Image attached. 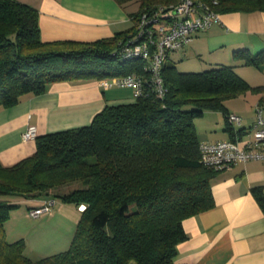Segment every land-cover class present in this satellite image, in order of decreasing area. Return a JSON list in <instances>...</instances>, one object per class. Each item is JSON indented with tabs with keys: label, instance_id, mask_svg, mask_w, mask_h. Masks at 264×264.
<instances>
[{
	"label": "trees",
	"instance_id": "1",
	"mask_svg": "<svg viewBox=\"0 0 264 264\" xmlns=\"http://www.w3.org/2000/svg\"><path fill=\"white\" fill-rule=\"evenodd\" d=\"M216 1L217 12L264 9V0ZM177 2L141 0L134 24L112 37L45 42L36 9L0 0V106L26 93H43L57 81L80 83L133 72L148 78L140 60L120 59L119 50L143 12ZM234 56L264 69V49H241ZM160 72L166 88L162 97L146 83L142 96L105 105L87 125L37 135L31 155L11 165L0 162V264H180L177 245L187 238L182 221L213 206L211 179L218 172L199 161L195 119L216 110L228 122L224 101L252 87L231 65L178 71L167 59ZM73 182L78 186L49 192ZM252 191L264 211V192L260 187ZM41 197L84 208L68 248L32 260L22 239L6 240L4 223L18 198Z\"/></svg>",
	"mask_w": 264,
	"mask_h": 264
},
{
	"label": "crops",
	"instance_id": "2",
	"mask_svg": "<svg viewBox=\"0 0 264 264\" xmlns=\"http://www.w3.org/2000/svg\"><path fill=\"white\" fill-rule=\"evenodd\" d=\"M18 1L37 10L40 38L45 42H91L112 37L134 24L133 15L141 3V0ZM241 49L251 53L264 49V9L249 6L220 11L217 21L207 30L195 34L177 56L168 58L177 70L179 65L193 68L182 71L231 65L252 87L224 101L229 113L241 117L239 124L227 122L224 114L216 110H206L195 119L199 142L231 139L228 125L234 138H248L255 120L256 104L264 116V69L245 64L235 57L234 52ZM99 81L52 82L43 93H26L14 104L0 106V162L11 165L35 151V139H22L28 126L36 127L37 136L87 125L105 105L134 99L131 88H103ZM209 118L213 121H208ZM240 129L242 133L236 134ZM253 187H260L264 192L262 160L238 162L216 172L211 179L214 204L183 219L187 238L177 245L175 262L264 264V211L253 194ZM45 198H29L33 204L27 209L40 205ZM58 203L46 215L49 220L58 214L57 217L68 216L70 223L76 224L80 215L77 206L69 202ZM6 240L12 242L8 237Z\"/></svg>",
	"mask_w": 264,
	"mask_h": 264
},
{
	"label": "built area",
	"instance_id": "3",
	"mask_svg": "<svg viewBox=\"0 0 264 264\" xmlns=\"http://www.w3.org/2000/svg\"><path fill=\"white\" fill-rule=\"evenodd\" d=\"M216 0L210 3L200 0H178L177 3L160 4L152 12H143L136 21L135 32L119 50L120 59L140 60L145 78L140 73L100 79L103 88L128 87L137 98L145 94L148 83L152 92L162 97L166 91L161 77V68L172 51L182 50L193 36L207 30L218 20L219 12L214 9ZM229 123L241 122L234 113L227 116ZM36 127L28 126L22 133L23 140L36 137ZM250 137L199 142L200 163L214 170H222L250 159L264 161V116L258 104L255 106V120L249 130ZM55 197H48L40 205L27 209V215L39 217L49 214L56 204ZM84 205H79L82 210Z\"/></svg>",
	"mask_w": 264,
	"mask_h": 264
},
{
	"label": "rangeland",
	"instance_id": "4",
	"mask_svg": "<svg viewBox=\"0 0 264 264\" xmlns=\"http://www.w3.org/2000/svg\"><path fill=\"white\" fill-rule=\"evenodd\" d=\"M180 51L170 52L169 57L173 58ZM192 69L186 65L178 66V70L181 71ZM208 121H213V118H209ZM75 186H78L77 182L54 187L49 192L51 194L61 193ZM58 202H60L59 199L56 201L57 205L59 204ZM15 203L16 206L9 209V217L4 223L5 237L12 239L11 241L22 239L24 253L30 259L37 260L43 256L64 251L68 248L73 238L77 222L76 224H72L67 219L68 216L62 219L57 217L58 214L51 220H49V216H46L48 214L39 217L27 215L26 217L27 207L31 206L33 201H30L28 198H18ZM54 206L53 208L55 209L56 206ZM36 223L38 224L35 226Z\"/></svg>",
	"mask_w": 264,
	"mask_h": 264
}]
</instances>
